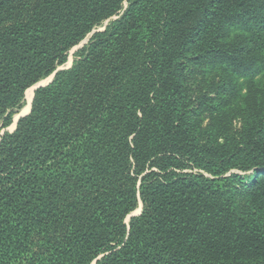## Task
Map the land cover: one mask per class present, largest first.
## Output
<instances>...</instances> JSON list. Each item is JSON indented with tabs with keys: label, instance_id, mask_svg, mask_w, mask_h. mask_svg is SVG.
<instances>
[{
	"label": "trees",
	"instance_id": "16d2710c",
	"mask_svg": "<svg viewBox=\"0 0 264 264\" xmlns=\"http://www.w3.org/2000/svg\"><path fill=\"white\" fill-rule=\"evenodd\" d=\"M108 20L0 134V264H264V0H0V132Z\"/></svg>",
	"mask_w": 264,
	"mask_h": 264
},
{
	"label": "rangeland",
	"instance_id": "374dc122",
	"mask_svg": "<svg viewBox=\"0 0 264 264\" xmlns=\"http://www.w3.org/2000/svg\"><path fill=\"white\" fill-rule=\"evenodd\" d=\"M126 4L127 2L125 1L123 3V7H126ZM112 20L116 19V17L114 18H111ZM110 22V20L108 21H105L102 26L98 27L97 29L93 30L91 33H89L86 38L81 42L79 43L77 46H75L74 48H72L69 52H68V59H67V62L63 65V66H60L56 69V71L54 73H57L59 71H62V70H67L69 69L73 62L75 61L76 57H75V53L80 50L82 47H84L85 45H87V43L89 42V39L92 37V35L96 32H100V31H103L105 29V27L108 25V23ZM54 73H52L50 76H48L47 78L41 80L40 82H38L37 84L33 85L32 87H30L29 89L32 90V98H31V101L30 103L28 102L27 100V96H28V92L30 91L29 89L26 90L25 94H24V99H23V103L21 104L20 108L18 109H14V112L12 114V123L10 126H8L5 130L1 131L0 134H2L3 132H12L14 131V127L16 128V121L17 119L24 115L25 113H27L29 110H31V104H32V101H33V98H34V93L35 91L34 88L37 86V85H46L48 82H52L53 80V75ZM44 87V86H43ZM41 88V87H40ZM30 104V105H29ZM28 107V109H27ZM28 110V111H27ZM27 111V112H26ZM25 112V113H24ZM30 113V111H29ZM28 113V114H29ZM27 114V115H28ZM22 118V117H21ZM20 118V119H21ZM141 210H142V205H141V202L138 201L137 203V206L135 208V210L133 212H131L126 218H125V223L128 224L129 220L132 218V217H135V216H138L140 213H141Z\"/></svg>",
	"mask_w": 264,
	"mask_h": 264
},
{
	"label": "water",
	"instance_id": "95a60500",
	"mask_svg": "<svg viewBox=\"0 0 264 264\" xmlns=\"http://www.w3.org/2000/svg\"><path fill=\"white\" fill-rule=\"evenodd\" d=\"M55 74H56V73H54L53 77L55 76ZM49 83H51V81L48 82L46 85H48ZM46 85H37V86L34 88L33 91H35L36 89H38V88H40V87L46 86ZM29 111H30V110H29ZM29 111H28L27 113H25L24 115L20 116V117L17 119L16 124H17L18 120H19L21 117L26 116V115L29 113ZM15 126H16V125H15ZM14 129H15V127H14Z\"/></svg>",
	"mask_w": 264,
	"mask_h": 264
},
{
	"label": "bare ground",
	"instance_id": "6f19581e",
	"mask_svg": "<svg viewBox=\"0 0 264 264\" xmlns=\"http://www.w3.org/2000/svg\"><path fill=\"white\" fill-rule=\"evenodd\" d=\"M30 90V89H29ZM32 90H30L29 92H28V96H27V100H28V102L30 103V101H31V98H32V92H31ZM30 105V104H29ZM27 109H28V107H27ZM28 111V110H27ZM26 111V112H27ZM25 113V112H24Z\"/></svg>",
	"mask_w": 264,
	"mask_h": 264
}]
</instances>
